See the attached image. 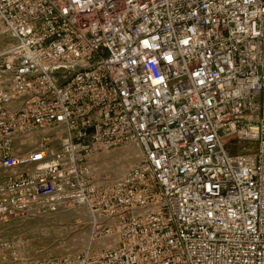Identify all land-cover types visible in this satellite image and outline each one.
<instances>
[{
    "label": "built area",
    "instance_id": "obj_1",
    "mask_svg": "<svg viewBox=\"0 0 264 264\" xmlns=\"http://www.w3.org/2000/svg\"><path fill=\"white\" fill-rule=\"evenodd\" d=\"M0 20V223L77 210L94 243L13 264H264V0H0ZM127 144L139 163L96 178Z\"/></svg>",
    "mask_w": 264,
    "mask_h": 264
},
{
    "label": "rangeland",
    "instance_id": "obj_2",
    "mask_svg": "<svg viewBox=\"0 0 264 264\" xmlns=\"http://www.w3.org/2000/svg\"><path fill=\"white\" fill-rule=\"evenodd\" d=\"M12 42L0 20V61ZM243 146L244 144L227 142L228 151L234 155L246 153ZM106 154L108 156H104ZM139 161L138 149L127 144L103 152L91 164L103 168L106 172L100 174L103 177L116 180L127 175ZM79 212L73 210L44 215L30 214L0 223V264L74 256L94 247L90 224Z\"/></svg>",
    "mask_w": 264,
    "mask_h": 264
},
{
    "label": "bare ground",
    "instance_id": "obj_3",
    "mask_svg": "<svg viewBox=\"0 0 264 264\" xmlns=\"http://www.w3.org/2000/svg\"><path fill=\"white\" fill-rule=\"evenodd\" d=\"M103 154V153H102ZM102 154H99L98 156H96L94 159H93V161L94 160H96L97 158H99ZM104 156H108L107 154L106 155H104ZM102 166V165H101ZM92 169H93V172L95 173V176H96V178H98L99 180H101V177H102V175H100L101 173H104L105 171L103 170V168L101 167L100 168V166H94V164H92ZM118 171H116V173H117ZM106 173V172H105ZM119 175V174H118ZM92 243V242H91ZM103 245H107V244H103ZM98 246H100V245H95V247H98ZM90 248V247H89ZM89 248H87L86 249V251L89 249Z\"/></svg>",
    "mask_w": 264,
    "mask_h": 264
}]
</instances>
